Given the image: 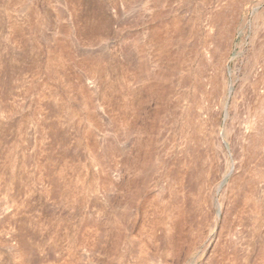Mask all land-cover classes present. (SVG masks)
<instances>
[{
    "label": "rangeland",
    "instance_id": "1",
    "mask_svg": "<svg viewBox=\"0 0 264 264\" xmlns=\"http://www.w3.org/2000/svg\"><path fill=\"white\" fill-rule=\"evenodd\" d=\"M0 264H264V0H0Z\"/></svg>",
    "mask_w": 264,
    "mask_h": 264
},
{
    "label": "bare ground",
    "instance_id": "2",
    "mask_svg": "<svg viewBox=\"0 0 264 264\" xmlns=\"http://www.w3.org/2000/svg\"><path fill=\"white\" fill-rule=\"evenodd\" d=\"M72 1H73V0H72ZM67 2H68V1H67ZM69 2H70V1H69ZM70 3H71V2H70ZM70 3H69V4H70ZM72 4H73V3H72ZM72 4H70V5H72ZM77 4H78V3H77ZM77 4H76V5H77ZM78 5H79V4H78ZM80 5H81V4H80ZM80 5H79V6H80ZM85 6H87V5H85ZM69 7H70V6H69ZM82 8H83V7H82ZM82 8H81V9H82ZM83 9H84V8H83ZM86 9H87V8H86ZM70 10H71V9H70ZM74 10H75V9H74ZM75 11H76V10H75ZM77 11H78V10H77ZM81 11H82V10H81ZM81 11H79V12H81ZM79 12H78V13H79ZM86 17H87V16H86ZM89 18H90V16H89ZM75 21H76V19H75ZM78 21H79V20H78ZM79 22H81V21H79ZM75 23H76V22H75ZM82 24H83V23H82ZM80 26H81V25H80ZM87 26H88V25H87ZM78 27H79V26H78ZM82 27H83V26H82ZM76 29H77V28H76ZM81 29L83 30V28H81ZM84 29H85V27H84ZM77 32H78V31H77ZM85 32H86V31H85ZM82 34H83V33H82ZM84 34H85V33H84ZM89 34H90V33H89ZM89 34H87V35H89ZM206 36H207V35H206ZM150 37H151V36H150ZM221 46H222V45H221ZM222 47H223V46H222ZM219 56H220V55H219ZM94 66H95V65H94ZM91 67H92V66H91ZM94 69H95V68H94ZM92 70H93V69H92ZM95 71H96V70H95ZM91 81H92V80H91ZM92 82H93V81H92ZM123 119H124V118H123Z\"/></svg>",
    "mask_w": 264,
    "mask_h": 264
}]
</instances>
